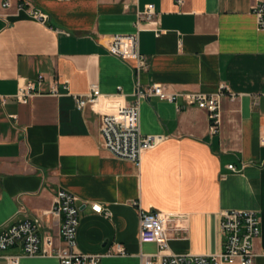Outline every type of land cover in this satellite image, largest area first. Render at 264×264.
Here are the masks:
<instances>
[{"label":"crops","instance_id":"obj_1","mask_svg":"<svg viewBox=\"0 0 264 264\" xmlns=\"http://www.w3.org/2000/svg\"><path fill=\"white\" fill-rule=\"evenodd\" d=\"M48 15L42 23L0 0V232L51 210L61 189L78 197L76 251L100 256L96 264L160 261L156 243H141L139 210L171 213L169 249L174 254H217L223 249L221 219L232 209L254 210L261 219L254 264H264V31L253 6L258 0H22ZM156 7L142 22L140 50L146 59H121L110 38L136 32L137 13ZM157 32L161 34L157 36ZM44 80L39 83V76ZM32 82L39 95L20 103L19 86ZM69 93L135 100L137 85L167 86L177 93H217L225 83L236 94L221 100L214 132L208 113L196 106L152 97L141 102L144 134L167 138L137 167L102 143L101 117L92 106L75 107ZM235 165L236 170L229 168ZM102 205L103 213L92 209ZM41 235L59 239V224L43 216ZM122 245L125 253H118ZM21 245L0 251L18 264H59L55 257H27Z\"/></svg>","mask_w":264,"mask_h":264},{"label":"built area","instance_id":"obj_2","mask_svg":"<svg viewBox=\"0 0 264 264\" xmlns=\"http://www.w3.org/2000/svg\"><path fill=\"white\" fill-rule=\"evenodd\" d=\"M183 4L184 0H176ZM4 9L16 6L18 11H26L34 19L46 23L48 15L31 7L28 2L22 0H3ZM253 12L257 18V26L264 31V0H258L253 6ZM154 4H148L137 13L136 32L131 34H118L110 38L109 51L121 59H135L137 68L146 65V59L140 50V33L143 31L142 22H153L156 16ZM157 36L161 33L157 32ZM39 83L44 76H39ZM63 90L59 91L57 83H53L50 93L55 96H72L75 107L83 111L88 106L100 114L101 136L103 146L115 157L132 161L140 167L145 154L157 147L167 137L164 135L144 134L140 126L141 102L152 97L174 104L179 97H184L186 104L178 105L182 110L189 106H196L208 113L214 132L218 131L221 120V100L226 96L236 99V94L228 85L222 83L214 94L202 92L177 93L167 86L154 84L149 87L137 85L134 92L135 100H124L121 87L120 93L112 96L102 94L98 85L93 84L86 94H71L69 86L64 82ZM35 83L27 82L19 86L15 98L20 103L28 101L39 95ZM6 97L0 95V103H5ZM264 143V137L262 139ZM264 165V163H263ZM229 168L236 170L235 165ZM78 197L72 192L61 189L57 192L53 207L42 215L32 219L17 222L0 232V251H5L15 245H21L22 255L27 257H55L59 264H96L100 258L98 255H85L76 251L77 232L80 224ZM139 210V239L141 243H156L160 249V261L162 264H254L256 259L255 243L261 235V219L254 210L232 209L223 213L221 219V231L223 234V249L217 254H174L167 253L169 249L168 226L175 218L171 213L154 209H144L138 202L135 203ZM92 209L97 213H103L100 204H93ZM51 215L59 224L58 242L52 235H41L43 216ZM118 253H125L122 245H117ZM21 256H6L10 264H18ZM142 264H155L150 256L142 255Z\"/></svg>","mask_w":264,"mask_h":264}]
</instances>
